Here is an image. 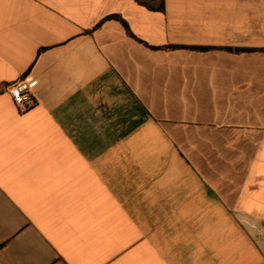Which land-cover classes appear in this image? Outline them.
<instances>
[{
	"label": "crops",
	"instance_id": "obj_1",
	"mask_svg": "<svg viewBox=\"0 0 264 264\" xmlns=\"http://www.w3.org/2000/svg\"><path fill=\"white\" fill-rule=\"evenodd\" d=\"M0 264H264V0H0Z\"/></svg>",
	"mask_w": 264,
	"mask_h": 264
},
{
	"label": "built area",
	"instance_id": "obj_2",
	"mask_svg": "<svg viewBox=\"0 0 264 264\" xmlns=\"http://www.w3.org/2000/svg\"><path fill=\"white\" fill-rule=\"evenodd\" d=\"M23 86H25L23 88ZM8 92L12 98L13 103L18 108L24 109L32 103V92L28 89L26 84L21 82L8 85Z\"/></svg>",
	"mask_w": 264,
	"mask_h": 264
},
{
	"label": "trees",
	"instance_id": "obj_3",
	"mask_svg": "<svg viewBox=\"0 0 264 264\" xmlns=\"http://www.w3.org/2000/svg\"><path fill=\"white\" fill-rule=\"evenodd\" d=\"M138 1H139V0H138ZM107 17H108V16H107ZM110 18L118 19V20H120L125 26H127L126 23H125L121 18H119L118 16H109L108 19H110Z\"/></svg>",
	"mask_w": 264,
	"mask_h": 264
},
{
	"label": "water",
	"instance_id": "obj_4",
	"mask_svg": "<svg viewBox=\"0 0 264 264\" xmlns=\"http://www.w3.org/2000/svg\"><path fill=\"white\" fill-rule=\"evenodd\" d=\"M25 86H23V88H24Z\"/></svg>",
	"mask_w": 264,
	"mask_h": 264
}]
</instances>
